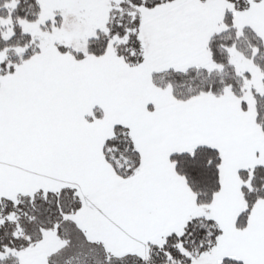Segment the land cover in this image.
I'll list each match as a JSON object with an SVG mask.
<instances>
[{
  "label": "snow or ice",
  "instance_id": "1",
  "mask_svg": "<svg viewBox=\"0 0 264 264\" xmlns=\"http://www.w3.org/2000/svg\"><path fill=\"white\" fill-rule=\"evenodd\" d=\"M0 264H264V0H0Z\"/></svg>",
  "mask_w": 264,
  "mask_h": 264
}]
</instances>
